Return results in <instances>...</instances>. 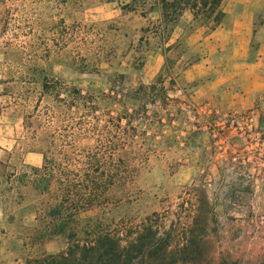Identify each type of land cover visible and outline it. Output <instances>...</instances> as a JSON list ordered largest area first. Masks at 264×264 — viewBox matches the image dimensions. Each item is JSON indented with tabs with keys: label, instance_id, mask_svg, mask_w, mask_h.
<instances>
[{
	"label": "rangeland",
	"instance_id": "1",
	"mask_svg": "<svg viewBox=\"0 0 264 264\" xmlns=\"http://www.w3.org/2000/svg\"><path fill=\"white\" fill-rule=\"evenodd\" d=\"M66 1L0 0V77L10 83L6 90L14 95L13 105L24 121V139L15 158L0 166V264H34L66 248L62 239L40 240L35 229L47 196L25 178L33 167L19 157L35 147L31 137L39 121L29 117L37 105L41 111L50 107L64 113L58 122L63 128L60 142L69 140L71 127L79 122L74 109H60L55 93H43V80H62L99 96L101 111L110 117L125 107L138 111L137 151L147 160L139 161L132 198L123 197L112 213L122 246L138 244L136 259L126 264H264V209H214L204 179H181L189 118L163 94L158 80L156 91L135 94L142 85L136 71L144 52L136 34L120 32L118 22H71L64 16ZM194 2L196 22L215 24L221 5L209 0L204 7L200 0H190L188 6ZM117 96L120 103L113 101ZM144 105L151 117L148 126ZM143 131L150 136L147 141ZM77 144L91 146L94 141L80 138ZM148 228L153 235L145 232Z\"/></svg>",
	"mask_w": 264,
	"mask_h": 264
},
{
	"label": "crops",
	"instance_id": "2",
	"mask_svg": "<svg viewBox=\"0 0 264 264\" xmlns=\"http://www.w3.org/2000/svg\"><path fill=\"white\" fill-rule=\"evenodd\" d=\"M63 7L71 22H118L120 32L136 34L144 49L140 82L163 75L189 118L181 179H204L214 209H264V0H223L221 20L209 26L182 0H67ZM9 84L0 77V166L24 139ZM19 157L43 164L39 152Z\"/></svg>",
	"mask_w": 264,
	"mask_h": 264
},
{
	"label": "trees",
	"instance_id": "3",
	"mask_svg": "<svg viewBox=\"0 0 264 264\" xmlns=\"http://www.w3.org/2000/svg\"><path fill=\"white\" fill-rule=\"evenodd\" d=\"M182 1L190 4V0ZM200 1L206 7L209 0ZM214 1L221 5L223 0ZM196 7L195 2L190 5L193 11ZM197 16L195 12V20ZM222 16L223 13L219 12L215 24ZM164 79L161 75L158 82L167 96ZM41 87L44 94H56L60 109H74L79 122L76 127H71L69 140L60 142L58 139L63 135V128L58 122L63 112H56L50 107L41 111L39 104L30 113L29 119L38 120L39 126L31 137L35 147L25 152L41 153L43 164L40 168H31L25 178L40 194L47 196L35 230L42 241L62 239L66 244L60 253L44 256L33 263L126 264V260L132 263L137 257L134 253L138 244L131 242L127 248L122 246V233L112 213L123 197L132 198L139 163H146L147 160L140 157L137 151L140 131L136 126L138 111L129 112L125 107L117 117H110L101 111L99 96L70 87L65 81L57 80L52 84L43 80ZM157 88V83L142 84L135 94L152 93ZM62 93H66L67 97L61 98ZM113 101L120 103L121 99L117 96ZM142 108L146 115L145 126H148L151 119L149 110L147 105ZM147 132H142L145 141L150 137ZM80 138L91 139L94 144L80 147L77 144ZM145 232L153 235L151 228Z\"/></svg>",
	"mask_w": 264,
	"mask_h": 264
},
{
	"label": "built area",
	"instance_id": "4",
	"mask_svg": "<svg viewBox=\"0 0 264 264\" xmlns=\"http://www.w3.org/2000/svg\"><path fill=\"white\" fill-rule=\"evenodd\" d=\"M235 120H232V123L234 122Z\"/></svg>",
	"mask_w": 264,
	"mask_h": 264
}]
</instances>
